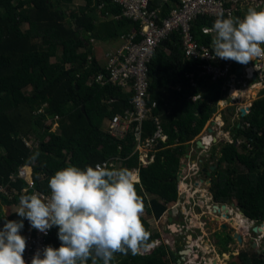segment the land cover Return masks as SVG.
Returning <instances> with one entry per match:
<instances>
[{"label":"trees","instance_id":"16d2710c","mask_svg":"<svg viewBox=\"0 0 264 264\" xmlns=\"http://www.w3.org/2000/svg\"><path fill=\"white\" fill-rule=\"evenodd\" d=\"M66 1L79 2V7L66 12L59 0H0V216L5 215L2 206H18L19 196L29 187L25 179L10 180L11 174L17 175L25 168L36 189L49 194L48 179L57 170L69 165L83 169L100 164L127 169L130 176L137 173L138 181L133 182L137 193L148 215L160 219L168 204L178 200L176 179L180 156L185 153L181 144L202 132L225 96L224 82H211L202 76L197 87L191 88L184 77L192 64L184 59L178 34L164 42L150 64L149 93L151 102H157L152 116L160 119L168 142L158 140L154 161L143 165L132 132L120 137L102 128L105 119L132 110L133 95L108 81L104 46L117 44L123 30L131 28L133 22L118 19L123 9L113 0ZM163 2L154 0L152 8ZM205 26L212 27L213 20L198 17L191 32L196 41L209 45L212 38L202 32ZM58 56L59 60L53 62ZM100 74L104 84L96 81ZM177 84L180 90L175 88ZM197 94L200 99H188ZM242 121L248 122L250 128L236 132L244 139L241 150L235 145L237 137L229 144L223 143L218 165H223L224 170L215 171L210 190L216 203L236 202L249 219L261 221L264 97L252 103ZM55 123L57 132L52 131ZM156 128L153 119H148L143 124L144 136L154 135ZM24 140L32 141V145ZM37 152L38 157L31 162L29 157ZM32 192L27 190L28 194ZM148 194L154 197L149 200ZM5 219L23 218L15 211L0 217V228ZM141 221L150 233V246L160 235L154 234L146 219L141 217ZM23 224L20 234L27 242L30 224L27 219ZM57 232L53 226L47 237L48 245L54 248L60 246ZM255 252L250 255L241 251L238 264H264V254ZM26 255L27 248L24 260ZM177 260L175 251L160 244L151 252L117 253L111 264H171Z\"/></svg>","mask_w":264,"mask_h":264},{"label":"clouds","instance_id":"9594fccd","mask_svg":"<svg viewBox=\"0 0 264 264\" xmlns=\"http://www.w3.org/2000/svg\"><path fill=\"white\" fill-rule=\"evenodd\" d=\"M210 31L215 32L211 41L213 57L241 65L264 57V8L257 10L249 7L242 18L225 17L224 13H220ZM114 118L105 121L110 126ZM208 129L211 128L207 123L202 134ZM190 141L181 144L184 156L188 154L186 150ZM201 144L204 148L205 143ZM38 155V152L34 153L29 160L35 162ZM181 165L182 169L188 168L187 163ZM176 181L178 190L181 183L178 175ZM48 188L50 194L47 196L39 192L28 194L25 190L19 196L15 211L44 235L53 226L58 229L60 246L54 248L49 245L42 252L37 250L30 264H111L117 253L136 255L146 253L141 249H155L160 245L155 246L157 241L150 246L148 244L150 233L141 221L144 204L127 169L100 164L81 169L69 165L49 177ZM240 214L247 219V223L263 227L262 220L249 219L241 210ZM23 219H5L3 228H0V264H26L23 258L26 238L20 234L24 227ZM254 228H257L256 225ZM256 236L264 241V234L256 233Z\"/></svg>","mask_w":264,"mask_h":264},{"label":"built area","instance_id":"2783aa9c","mask_svg":"<svg viewBox=\"0 0 264 264\" xmlns=\"http://www.w3.org/2000/svg\"><path fill=\"white\" fill-rule=\"evenodd\" d=\"M153 1L113 0L115 5L122 6L123 9V15L118 19L125 18L132 21L133 24L128 30H123L120 36L121 45L107 56L105 64L106 70L110 72L108 81L119 86L123 92L133 95L130 101L132 110H127L123 116H116L111 122L110 131L120 137H125L126 134L132 132L138 143V150L141 153L142 148L147 155L146 160L149 159L146 166L154 161L158 140L168 142V136L163 130L160 119L152 116L157 102L150 100V64L157 51L163 47L165 41L171 39L174 33H177L180 38L184 59L192 64V69L186 72L184 77L185 80H188L191 88L197 87V81L202 76H207L211 82L221 80L224 82L222 90L225 91V96L217 103L212 112V115H218L219 120L215 118L216 121L209 123L208 126L212 129V134L204 132L208 134L207 144L205 141L207 138L202 139V142L205 143L204 147L208 145V142H210L209 145L218 142L217 136L221 133L219 129L226 123L223 115H226L224 109L227 102H230L231 105L225 109L227 110L226 116H228L226 130L232 133V138L237 137V131H246L250 128L249 123L242 121V118L249 113L247 109H250L252 103L243 105H239V102L232 103V100L239 99V95L235 96L232 91L245 93L246 88L251 87L252 90H256L257 97H264V57L256 58L246 65L213 57L211 55L212 44L199 43L191 32L192 25L198 17H206L214 22L220 13H224L225 17L236 16L235 13L241 11L243 2L247 3V0H164L161 6L156 9L152 8ZM253 2L257 3L258 7H264V0H253ZM136 25H139V28ZM210 29L212 27L205 26L202 28V32L209 34L213 39L215 32ZM104 80L102 74L96 78L100 84H104ZM179 86L176 87L178 90H180ZM188 99L196 101L200 99V95L190 96ZM240 103L243 102L240 101ZM241 109L246 112L243 116ZM151 118L157 128L154 135L145 137L143 124ZM226 130L224 132H227ZM231 141L232 139H230V143ZM242 142L244 139L237 137L235 145L240 146ZM26 143L31 146L28 141ZM140 160L142 164L145 162L141 155ZM18 177L28 181L29 187L25 190L31 189L44 196L50 194L42 193L36 189L35 182L30 180L29 173L25 168L19 170L17 175L11 174L10 180L14 181ZM179 179L181 183L178 186V196H181L184 183L182 181H185L187 176L179 177ZM0 190H3L2 186H0ZM50 231L51 229L47 235H44L30 225V233L26 242V264H30L31 258L37 250L42 252L45 246H49L47 237Z\"/></svg>","mask_w":264,"mask_h":264},{"label":"rangeland","instance_id":"374dc122","mask_svg":"<svg viewBox=\"0 0 264 264\" xmlns=\"http://www.w3.org/2000/svg\"><path fill=\"white\" fill-rule=\"evenodd\" d=\"M59 2H60L61 7L66 9V12L73 10V8L79 7V2L73 1V2L69 3L66 0H59ZM115 46H117V45L115 44ZM110 48H108V46H104V49L106 51L108 49L110 50ZM58 60H59V56L52 59L53 62L58 61ZM246 89H247V95L246 96L248 98H250V96H253V94L256 95V90H252L251 87H249V89L247 87ZM30 91H31V89L28 92H30ZM243 93H244L243 91H240L239 96H238L239 99H236L234 101L232 100L231 102L232 103L233 102H237V103L239 102V105H243V103H240V101L244 100L243 99V96H244ZM255 98H257V97H253L251 100H254ZM230 105H231L230 102L229 103L227 102L225 109H226V107H228ZM225 109H224V114L227 115V113H226L227 110H225ZM37 113H39V112H37ZM226 115H223L226 123H225V126H223L219 129V131H221V133L218 132L220 136L219 135L217 136L218 143L215 145V147H212V145H214L215 142L211 145H209L210 142H208V145H205L204 148H198V146L195 143L196 141L202 142L203 138H207V140H208V134H205V133L202 134V132H201L200 135H198L197 137L192 139L193 141L192 140L190 141V143H189L190 146L188 145V150H186L187 151L186 153H188L187 156H184V155L180 156L179 166H178V176L179 177L188 176V199L186 201H189V200L192 201V199L197 200L196 204L198 205V208H199V211L193 212V209L188 207L187 208L188 214H187L186 210L183 209V207H185V204H184V201H185L184 197L185 196L181 195V193H179L181 196H178V206L176 208L172 209V211L173 210L175 211V215L180 214V220H182L184 223V231H183L184 234H183V236L185 239H183V236L177 237L176 234L171 235L170 233H166L167 231L163 229V225L166 224L167 212L172 208V206H173L172 204L171 205L168 204V206H167L168 210L164 213V215L160 218V220L156 219L155 217L148 215L147 209H146V207H144V212L142 214V218L145 217L144 219H146V221L149 223V225H150V227H151V229L155 235L160 234V240L164 239L167 241V242H165V246L170 248L172 251H175V250L177 251L180 249H188L191 252L190 255L185 254L184 257H182V256L180 257L179 254L177 253L178 254V260L172 261L171 264H212V262H214V261H216L217 264H238L239 263L238 255H234V254H236L237 251H240V252L241 251H247L250 255H255V253H256L255 251H261L264 249V247L262 246V244H264V241L260 240V237L257 236L256 241H255V244H256L255 247H253L252 239L250 241L252 247L251 246L249 247V245H248L249 238L244 237L245 240L247 241V243H243L241 248H236L235 243L230 242L231 247L228 250H223V251L221 250L222 252H220L219 248L217 246H215L216 251H211L210 249H212V247L210 246L209 239L211 241L214 240V238H211V234L215 229L219 230V228L221 226L220 224H222V222H223V219L220 218L221 216L219 215V213L213 209V205L215 203L211 204L208 202L209 199L211 198V196L213 195L209 189V187H210L209 184L212 185V182L214 183L215 174H214V176L212 175V178H214V180H212V182L208 181L207 183H205V186L203 188L197 187V190H196L197 192L196 191L193 192V190H191L192 186H193V182H194L192 178H195L194 174L196 172H197V174L201 173L199 170H197V166H196L199 158L203 160V161H201V163L206 164V165H204V167L215 166V163L220 160V156H221L220 150L222 149V147L224 145H226L225 144L226 142L229 144L230 139H233L232 133L229 132V130L228 131L226 130L227 124H228V116H226ZM217 117H218L217 114H213L211 119L207 122L208 125H209V123L216 121L215 118H217ZM217 120H219V119L217 118ZM47 124H49L48 120L46 122V125ZM55 125H56V123L53 125L52 131L57 132V130H55V127H56ZM230 126H231V124H230ZM225 130L228 132V134H227V132H224ZM177 135L179 137V133H177ZM221 139L223 141L219 142ZM223 143H224V145H223ZM175 146L176 145H174L172 147H175ZM238 148H239V150H241L240 146H238ZM140 154L142 156V159L145 161V162H143V165L148 164L149 159L146 160L147 155L145 154V152H143L142 148H141ZM219 162H218V164H219ZM182 163H187L188 169H185V168L182 169V165H181ZM221 166H223V165H217L215 171L216 170H224ZM198 172H200V173H198ZM137 178H138L137 174L136 173L133 174L131 176L132 182L138 181ZM182 182H184L186 184L187 179L185 181H182ZM184 186L185 185L182 184L183 188H184ZM199 189H201V190H199ZM147 197L150 200L154 196L148 194ZM192 205H193V203H192ZM233 211L235 213L234 214V222H233L235 224V226L233 225V228L237 229L238 226L236 227V224L239 225V222H240L238 220V214L240 215V209L233 207ZM4 214L5 215L8 214V211H7L5 206H4ZM207 216H210L211 218L215 219V222H213L214 223L213 226H212L213 223H211V226L206 225V223L209 221ZM237 221H239V222H237ZM262 223H263V230L261 229V232L264 234V218L262 220ZM246 224H247V222H246ZM254 225H256V227L260 226L256 223ZM254 225H250V226L253 227ZM243 235H245V234H243ZM160 240L157 239V243L155 244V246H157V244L159 243ZM153 248L154 247L147 248L146 250L141 249L140 251L150 252V251L154 250Z\"/></svg>","mask_w":264,"mask_h":264},{"label":"flooded vegetation","instance_id":"af4514ba","mask_svg":"<svg viewBox=\"0 0 264 264\" xmlns=\"http://www.w3.org/2000/svg\"><path fill=\"white\" fill-rule=\"evenodd\" d=\"M201 161H203V160L199 158V160L197 161V164H196L197 170H199L201 173L198 172L200 174H197V172H196L194 174L195 178H192L194 182H193V186H192L191 190H193V192H195L197 190V187L203 188L205 186V183H207L208 181L212 182V180H214V178H212V175L214 176V174H215V177L217 175V173L214 172V170L213 171L211 170L212 166L204 167V165H206V164L201 163ZM184 185H185V187L182 190V192H183V195L185 196L184 197L185 198V201H184L185 207H183V209L186 210L187 214H188V210H187L188 207L192 208L193 212L199 211L198 205L196 204L197 200L192 199V201L191 200L186 201L188 199V176H187V182ZM209 186H211V184H209ZM209 189H211V188H209ZM199 190H201V189H199ZM208 202L211 204L215 203L213 205V209L214 210L216 209L215 211H217L219 213V215L221 216L220 218L223 219L222 224H220L221 226H220L219 230L215 229L211 234V238H214V240L211 241L209 239L210 246L212 247V249H210L211 251H216L215 246H217L219 248L220 252H222L223 250H228L231 247L230 242H234L236 248H241L243 243H247V241L245 240L244 237L249 238V241H248L249 247L251 246V242H250L251 239H252L253 247L256 246L255 241H256L257 236H255L256 233L253 231V227L250 226L251 222H248L247 224H243V225L242 224H239V225L236 224V227L238 226L237 229L233 228V225L235 226V224L233 223L234 222V214H235L233 211V207L238 208L236 202H230V203H227L224 205L219 203L218 205H216L217 203L214 201L212 196ZM192 203H193V205H192ZM172 205L173 206L170 209L171 211H172V209H174L178 206V200L176 202H174ZM169 211L167 212L166 224L163 225V229L167 231L166 233H170L171 235L176 234L177 237L178 236L182 237L184 234L183 233L184 223L182 220H180V214L175 215L174 210L170 214ZM207 218L209 219V221L206 223V225L211 226V223L215 222V219L211 218L210 216H207ZM237 222H239V221H237ZM245 222H247V220H245ZM213 225H214V223L212 224V226ZM243 234H245V235H243ZM183 239H185L184 236H183ZM159 240H160V238H159ZM165 242H167V241L164 239H161L159 241L160 244H165ZM175 253L176 254L178 253L180 257L181 256L184 257L185 254H188V255L191 254L190 250H188V249H180L177 251L175 250ZM239 253H240V251H237L236 254H234V255H238ZM212 263L214 264V262H212Z\"/></svg>","mask_w":264,"mask_h":264},{"label":"crops","instance_id":"0c3cea01","mask_svg":"<svg viewBox=\"0 0 264 264\" xmlns=\"http://www.w3.org/2000/svg\"><path fill=\"white\" fill-rule=\"evenodd\" d=\"M250 4V5H249ZM249 7H254V8H256L257 10H260V9H262V8H264V7H258L257 6V3H255V2H253V0H247V3L246 2H243V4H242V9H241V11L239 12V14H238V16L237 17H243L244 16V14L246 13V11H247V9L249 8ZM120 41H118V43L116 44L117 46H115L114 44H108V48H110V50L108 49L107 50V56L111 53V52H113V51H115L119 46H120ZM114 45V46H113ZM106 59H105V61H104V63L105 62H107V57H105ZM179 85L177 84L176 86H175V88L176 87H178ZM180 87V86H179ZM232 93L236 96H238L239 95V91H232ZM244 94V96H243V99L244 100H242V102H243V104L245 103V104H248V103H252L254 100H256L257 98H259V97H257V95H253V96H250V98H248L246 95H247V90L245 91V93H243ZM253 97H257V98H255L254 100H251ZM103 129H104V131H110V126H109V124L107 123V121H104V123H103V127H102ZM55 130H57V127H55ZM31 145H32V141H28ZM206 144H207V142H206ZM133 174H135V173H133ZM132 174V175H133ZM137 174V173H136ZM4 206L6 207V209H7V211H8V214H10V213H12V212H14V211H16L17 210V208H18V206H13V207H9V206H6V205H3L2 206V210H4ZM7 214V215H8ZM148 214V213H147ZM241 215V214H240ZM150 216H152V217H154L153 215H150ZM242 216V215H241ZM142 217V216H141ZM145 218V217H144ZM239 219V218H238ZM245 220H247L246 218H244ZM240 224V223H239ZM2 228H3V225H2ZM262 230H263V227H262Z\"/></svg>","mask_w":264,"mask_h":264},{"label":"water","instance_id":"95a60500","mask_svg":"<svg viewBox=\"0 0 264 264\" xmlns=\"http://www.w3.org/2000/svg\"><path fill=\"white\" fill-rule=\"evenodd\" d=\"M247 110L249 111V109H247ZM240 111H241V115H242V116L246 114L245 110L241 109ZM208 132L210 133V132H211V129H208ZM196 145L198 146V148H203V145L201 144L200 141H196ZM216 166H217V162H216V165H215V166H212V167H211V170H212V171L215 170ZM208 184H209V183H208ZM169 213L171 214L172 211L170 210ZM253 231H254L255 233H257V234H258V233L260 234V233H261V232H260V231H261V226H260V227H257V228H254ZM262 253L264 254V251H262Z\"/></svg>","mask_w":264,"mask_h":264},{"label":"bare ground","instance_id":"6f19581e","mask_svg":"<svg viewBox=\"0 0 264 264\" xmlns=\"http://www.w3.org/2000/svg\"><path fill=\"white\" fill-rule=\"evenodd\" d=\"M254 95V94H253ZM206 142L208 141V140H205ZM185 167H186V165H184ZM186 169H188L187 167H186ZM216 210V209H215ZM219 211V210H218ZM238 218H239V223H241L242 225L243 224H246V222H245V219H244V217L243 216H241V215H239L238 214ZM213 264V263H212ZM214 264H217V262L216 261H214Z\"/></svg>","mask_w":264,"mask_h":264}]
</instances>
